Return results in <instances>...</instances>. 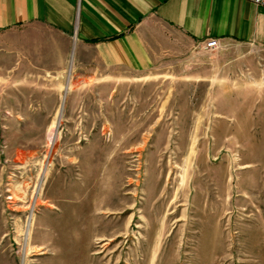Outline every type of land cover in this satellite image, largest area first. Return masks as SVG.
<instances>
[{
  "label": "rangeland",
  "instance_id": "rangeland-1",
  "mask_svg": "<svg viewBox=\"0 0 264 264\" xmlns=\"http://www.w3.org/2000/svg\"><path fill=\"white\" fill-rule=\"evenodd\" d=\"M165 34L140 74L0 35V264H264V50Z\"/></svg>",
  "mask_w": 264,
  "mask_h": 264
},
{
  "label": "crops",
  "instance_id": "crops-1",
  "mask_svg": "<svg viewBox=\"0 0 264 264\" xmlns=\"http://www.w3.org/2000/svg\"><path fill=\"white\" fill-rule=\"evenodd\" d=\"M30 25L61 37L60 65L72 53L75 65L134 74L174 55L166 31L199 46L214 37L264 50V7L249 0H0V35Z\"/></svg>",
  "mask_w": 264,
  "mask_h": 264
},
{
  "label": "built area",
  "instance_id": "built-area-1",
  "mask_svg": "<svg viewBox=\"0 0 264 264\" xmlns=\"http://www.w3.org/2000/svg\"><path fill=\"white\" fill-rule=\"evenodd\" d=\"M255 5L264 7V0H249ZM220 46V41L217 38L209 37L203 41L200 47L204 50L211 51L217 49Z\"/></svg>",
  "mask_w": 264,
  "mask_h": 264
},
{
  "label": "bare ground",
  "instance_id": "bare-ground-1",
  "mask_svg": "<svg viewBox=\"0 0 264 264\" xmlns=\"http://www.w3.org/2000/svg\"><path fill=\"white\" fill-rule=\"evenodd\" d=\"M56 114H57V113H56ZM59 116H60V115H59ZM58 120H59V119H58ZM56 122H57V121H56ZM53 127H54V126H53ZM51 128H52V127H51ZM48 132H49V130H48ZM48 132H47V133H48ZM48 135H49V137H50V138H54V137H53L54 135H53L52 131H51V132H49V134H48ZM49 140H50V139H49ZM211 238H212V237H211Z\"/></svg>",
  "mask_w": 264,
  "mask_h": 264
}]
</instances>
